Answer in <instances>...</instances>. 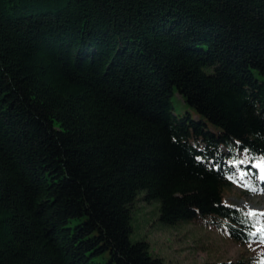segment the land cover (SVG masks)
Here are the masks:
<instances>
[{
    "label": "trees",
    "instance_id": "obj_1",
    "mask_svg": "<svg viewBox=\"0 0 264 264\" xmlns=\"http://www.w3.org/2000/svg\"><path fill=\"white\" fill-rule=\"evenodd\" d=\"M241 152L264 158V0H0V264H162L129 240L141 191L261 243L224 202Z\"/></svg>",
    "mask_w": 264,
    "mask_h": 264
},
{
    "label": "rangeland",
    "instance_id": "obj_2",
    "mask_svg": "<svg viewBox=\"0 0 264 264\" xmlns=\"http://www.w3.org/2000/svg\"><path fill=\"white\" fill-rule=\"evenodd\" d=\"M174 112L184 115L186 107L177 94L171 97ZM190 117L194 114L189 110ZM240 161L234 163L239 177L243 174L242 166H251L260 175L258 178L260 191H244L246 181L241 180V185H233L224 193L226 205L241 209L246 213H256L257 220L264 225V165L262 160H254L250 155L241 152ZM256 165H262L257 167ZM144 191L139 192L131 216L130 242L145 240L149 244V252L162 260V264H205L236 260L258 261L264 264V259L255 260L264 246H248L238 244L229 237L221 235L214 227L203 228L194 223L180 222L175 225H166L159 221V202L151 200L145 202L142 198Z\"/></svg>",
    "mask_w": 264,
    "mask_h": 264
},
{
    "label": "snow or ice",
    "instance_id": "obj_3",
    "mask_svg": "<svg viewBox=\"0 0 264 264\" xmlns=\"http://www.w3.org/2000/svg\"><path fill=\"white\" fill-rule=\"evenodd\" d=\"M236 163H243V161H236ZM262 165H264V158H262ZM262 165H256V166H257V167H262ZM244 175H246V174H242V175L240 176V180H243ZM230 179H232V177H230ZM261 179H264V176H261ZM234 182H235V180H234ZM244 186L248 187L249 190H251V191H256V189L253 188L251 185H247V184H246V185H244ZM246 215H252V216H254V215H257V214L254 213V212H252V213H248V214H246ZM260 215H264V213H261ZM258 232H259L260 242H261V243H264V230H258ZM250 235H251V236H256L257 233H250Z\"/></svg>",
    "mask_w": 264,
    "mask_h": 264
}]
</instances>
